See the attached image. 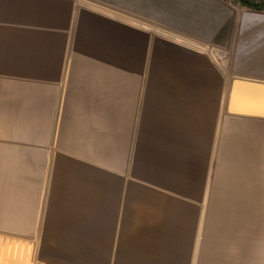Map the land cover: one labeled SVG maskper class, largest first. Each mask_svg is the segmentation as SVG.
Instances as JSON below:
<instances>
[{
    "label": "crops",
    "instance_id": "crops-1",
    "mask_svg": "<svg viewBox=\"0 0 264 264\" xmlns=\"http://www.w3.org/2000/svg\"><path fill=\"white\" fill-rule=\"evenodd\" d=\"M234 78L264 83V9L0 0V264H264Z\"/></svg>",
    "mask_w": 264,
    "mask_h": 264
},
{
    "label": "water",
    "instance_id": "water-1",
    "mask_svg": "<svg viewBox=\"0 0 264 264\" xmlns=\"http://www.w3.org/2000/svg\"><path fill=\"white\" fill-rule=\"evenodd\" d=\"M228 112L264 117V83L238 78L232 79Z\"/></svg>",
    "mask_w": 264,
    "mask_h": 264
},
{
    "label": "trees",
    "instance_id": "trees-1",
    "mask_svg": "<svg viewBox=\"0 0 264 264\" xmlns=\"http://www.w3.org/2000/svg\"><path fill=\"white\" fill-rule=\"evenodd\" d=\"M231 1L240 3L242 5L251 8L264 9V0H231Z\"/></svg>",
    "mask_w": 264,
    "mask_h": 264
},
{
    "label": "rangeland",
    "instance_id": "rangeland-1",
    "mask_svg": "<svg viewBox=\"0 0 264 264\" xmlns=\"http://www.w3.org/2000/svg\"><path fill=\"white\" fill-rule=\"evenodd\" d=\"M2 251H1V249H0V255H2V253H1ZM4 254V253H3ZM6 254V253H5ZM3 256V255H2Z\"/></svg>",
    "mask_w": 264,
    "mask_h": 264
}]
</instances>
